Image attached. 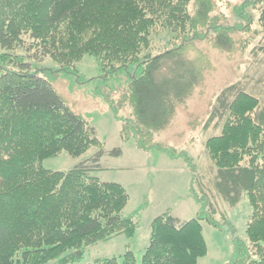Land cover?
<instances>
[{
  "label": "trees",
  "instance_id": "1",
  "mask_svg": "<svg viewBox=\"0 0 264 264\" xmlns=\"http://www.w3.org/2000/svg\"><path fill=\"white\" fill-rule=\"evenodd\" d=\"M253 3L259 4L264 31V0ZM215 6V0H0V264H80L88 246L116 235L134 237L139 227L133 216L123 215L127 189L91 174L103 156L121 155L122 148L106 149L96 128L32 61L50 57L69 69L94 55L109 74L136 64L123 100L132 113L121 137L181 157L155 138L205 79V61L190 55L191 43L213 30L216 47H235L231 29L212 16ZM158 23L174 32L173 46L141 59ZM258 49L259 77L223 87L205 121L204 130L221 131L205 142L211 189L193 166L196 217L182 220L166 211L152 221L140 261L128 250L122 260L90 264H198L208 253L202 222L215 228L225 223L224 214L223 221L216 218L217 196L232 208L245 197L252 206L247 241L233 237L227 264H264V40ZM92 148L96 153L70 170L43 166L62 152L80 156Z\"/></svg>",
  "mask_w": 264,
  "mask_h": 264
},
{
  "label": "rangeland",
  "instance_id": "2",
  "mask_svg": "<svg viewBox=\"0 0 264 264\" xmlns=\"http://www.w3.org/2000/svg\"><path fill=\"white\" fill-rule=\"evenodd\" d=\"M215 1L212 16L231 29L235 47L229 52L216 47L212 39L213 30L206 40L191 43L190 55L195 58L201 56L205 61V79L178 107L173 124L155 138L156 142L175 147L182 153L181 157H172L157 148L144 150L134 140L124 141L121 137L122 124L132 113L131 106L124 104L123 100L125 89L137 71L136 64L109 74L102 67L100 58L94 55H85L69 69H62L50 57L32 61L34 70L54 85L66 104L96 128L106 149L121 147L123 150L121 155L103 156L91 174L102 181L121 183L127 189L130 201L123 215L133 216L139 222L137 233L131 238L116 235L88 246L80 264H90L107 257L122 260L128 250H132L140 261L150 244L151 224L157 216L170 210L182 220L196 217L199 204L192 192L194 172L197 176L203 174L206 187L212 188L213 172L209 171L205 142L221 130L213 126L204 130L205 121L223 87L247 75L250 78L259 77L258 62L262 55L258 47L264 40L259 4H254L253 0ZM194 8L192 2L190 12ZM174 39V32L158 23L151 30L150 45L143 49L140 58L171 48ZM254 50L259 56L254 55ZM17 52L26 56L21 48ZM1 53L3 49L0 45ZM254 82L255 79L252 84ZM96 151L92 148L80 156L62 152L45 159L43 166L54 171L70 170L92 157ZM193 166H196L194 172ZM213 199L219 210L216 218L223 221L222 213L226 219L220 228L202 222L208 253L199 259L198 264H227L235 251L233 237L247 241L246 229L252 213L247 197L234 208L219 196ZM47 264L57 263L51 261Z\"/></svg>",
  "mask_w": 264,
  "mask_h": 264
}]
</instances>
